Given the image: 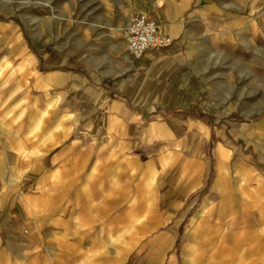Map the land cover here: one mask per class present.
Returning <instances> with one entry per match:
<instances>
[{
    "label": "crops",
    "instance_id": "1",
    "mask_svg": "<svg viewBox=\"0 0 264 264\" xmlns=\"http://www.w3.org/2000/svg\"><path fill=\"white\" fill-rule=\"evenodd\" d=\"M94 1L113 53L32 49L0 17V264H264V115L213 97L264 0ZM135 14L170 44L127 57L111 28Z\"/></svg>",
    "mask_w": 264,
    "mask_h": 264
},
{
    "label": "rangeland",
    "instance_id": "2",
    "mask_svg": "<svg viewBox=\"0 0 264 264\" xmlns=\"http://www.w3.org/2000/svg\"><path fill=\"white\" fill-rule=\"evenodd\" d=\"M0 9L7 10V15L0 17L14 20L20 25L24 39L32 49L50 46L62 52L73 53L75 57L86 53H91L94 57L101 55L103 50L114 52L109 41L113 33L107 29L102 32L100 28L90 27V24L97 25V17L94 14H100L99 6L94 0H0ZM113 29L115 28H111L112 31ZM86 30L88 35L84 38L81 33ZM34 42H37V45ZM223 73L229 77L214 80L213 96L218 107L216 113L221 119L234 123L262 117L264 36L261 48L248 53L243 63L225 68ZM205 82L210 91V79ZM189 203L186 202L187 205ZM188 228L189 224L185 218L174 246L177 255L187 238ZM145 257L140 254L134 259L144 260Z\"/></svg>",
    "mask_w": 264,
    "mask_h": 264
},
{
    "label": "built area",
    "instance_id": "3",
    "mask_svg": "<svg viewBox=\"0 0 264 264\" xmlns=\"http://www.w3.org/2000/svg\"><path fill=\"white\" fill-rule=\"evenodd\" d=\"M125 55L133 60L139 59L146 51H158L170 44L165 36L148 16L133 15L122 30Z\"/></svg>",
    "mask_w": 264,
    "mask_h": 264
},
{
    "label": "bare ground",
    "instance_id": "4",
    "mask_svg": "<svg viewBox=\"0 0 264 264\" xmlns=\"http://www.w3.org/2000/svg\"><path fill=\"white\" fill-rule=\"evenodd\" d=\"M142 15H144V14H142ZM113 31H115V32H117V33H119V34L122 33V30H121L120 27H117V28L113 29Z\"/></svg>",
    "mask_w": 264,
    "mask_h": 264
}]
</instances>
